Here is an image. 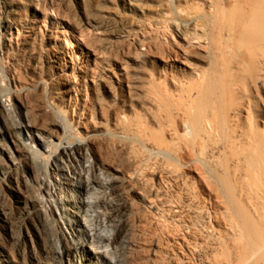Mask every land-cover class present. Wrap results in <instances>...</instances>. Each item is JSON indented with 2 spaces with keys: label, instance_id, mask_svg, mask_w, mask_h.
Wrapping results in <instances>:
<instances>
[{
  "label": "rangeland",
  "instance_id": "rangeland-1",
  "mask_svg": "<svg viewBox=\"0 0 264 264\" xmlns=\"http://www.w3.org/2000/svg\"><path fill=\"white\" fill-rule=\"evenodd\" d=\"M6 1L0 8V77L9 104L52 144L64 139L85 145L101 171L117 179L127 248L115 256L120 264H148L160 251L164 228L206 214L200 179L220 188L234 183L228 174L234 166L225 160V127L211 131L204 124L193 132L181 117L220 106L212 86L228 79L222 63L235 60L234 0ZM255 94L264 111V92ZM8 123L0 117V128ZM34 148L50 165L48 153L36 143ZM20 166V192L45 210L34 177L39 165ZM0 205L7 226L0 222V242L11 252L8 236H19L21 219L4 184ZM29 211L23 231L37 264H80L93 257L88 245L81 255H52L58 227L40 211ZM250 256L220 258L219 264H264L263 252Z\"/></svg>",
  "mask_w": 264,
  "mask_h": 264
},
{
  "label": "bare ground",
  "instance_id": "bare-ground-1",
  "mask_svg": "<svg viewBox=\"0 0 264 264\" xmlns=\"http://www.w3.org/2000/svg\"><path fill=\"white\" fill-rule=\"evenodd\" d=\"M6 5V0H0V8ZM234 6L230 29L235 60L222 63L228 79L212 86L218 90L220 106L207 107V113L181 116L193 132L204 124L211 131L225 127V160L234 166L228 171L234 183L225 181L220 188L200 179L198 186L204 188L207 197L206 214L199 211L196 220L164 228L158 240L162 248L148 264H219L226 259L242 261L258 251L264 253V111L255 97V91L264 92V0H234ZM3 27L6 30L9 25ZM1 87L0 77V117L9 121L0 128V184L15 195L21 222L19 236H8L13 251H7L0 242V264H37L34 248L23 231L29 210L40 211L45 221L58 227L52 255H81L88 245L93 257H82L80 264H120L115 253L127 248V239L121 222L125 206L117 179L102 172L80 142L63 139L52 144L38 129L33 131L28 120L17 116L9 104V93ZM231 110L236 111L235 116L229 115ZM53 126L61 128L55 122ZM35 143L48 153L50 165L42 162ZM27 161L39 165L34 177L45 198V210L27 201L17 184V170ZM174 203V208L182 210L181 202ZM152 208L159 210L154 204ZM0 222L7 227L2 205Z\"/></svg>",
  "mask_w": 264,
  "mask_h": 264
}]
</instances>
